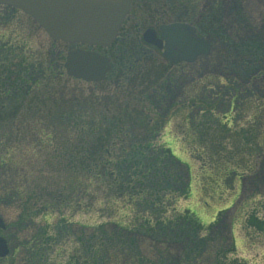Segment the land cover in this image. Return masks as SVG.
<instances>
[{"label":"rangeland","instance_id":"rangeland-1","mask_svg":"<svg viewBox=\"0 0 264 264\" xmlns=\"http://www.w3.org/2000/svg\"><path fill=\"white\" fill-rule=\"evenodd\" d=\"M169 2H172L171 5H173L174 9L171 8ZM149 6L150 13H156V15L160 16L155 17V15H152V20L157 22L160 21L159 23H162L161 19L170 22H176L178 20H182L183 22L188 21L189 23H187L195 27L200 34L210 39L212 44V54L207 58L204 57L202 63H198L197 66H192V63H188L190 65H182L183 75L175 71L178 75L176 76L175 83L166 80L162 91L156 88L149 93L150 99H148V101L146 100L145 104L149 108L152 116H157L158 112L164 110L163 112L165 115L161 114V116L166 118L165 127L157 130V134L152 136V139L144 137V135L147 134L146 130L134 129V131L129 132V135L135 137L134 139L139 140L144 138L145 142L140 144H150L149 153L152 152L150 150L162 149L163 151L165 148L170 147L182 161L187 163V166L182 163L178 165L176 161L167 163V165L174 164L172 167H178L179 171L182 173L179 178L183 180L180 181L176 178L174 176L175 172L173 174L171 173L169 176L173 178L175 182L178 181L182 183V185L178 187L185 188L188 183H191L193 194L189 196L185 191L182 193V190L179 188L178 190L173 189L169 194V198L165 199L164 203L166 206L163 205L160 209V216L173 220L180 215L187 217L189 215L187 211L192 210L191 213H193L194 216H197V218L200 217L205 224H209L218 213L219 220L215 223L216 226L213 231L215 233H224V237L226 238L231 237L236 245V255H227L226 262H228L229 259H235L236 263L238 261L241 264H264V232H259L247 224L248 216L251 214L256 218L264 220V0H152ZM5 9V7L0 6V19H4L9 15V21H7L6 24L7 29L13 33L12 37H16L17 39L18 37L16 34L19 30L25 35V39L28 42V49L19 46L18 51L24 53L25 59L28 60L29 56L39 52V59L42 60L40 64L45 67L48 60V58H46L48 49H50L53 44L51 38L26 14L21 12H16L14 15L5 14ZM174 13L176 14L173 16ZM149 20V18L139 19L141 24L145 26L144 29L150 25ZM190 75H192L195 80L202 82L200 88L204 86L203 83L206 84L208 79L212 78L219 81L216 84L211 81V86L206 85L209 94L214 95L212 100L219 97L221 102L218 104V110H215L214 117L219 123L225 121L226 117H229L228 119L232 123V128L229 132H226L224 137L225 141L223 142L224 146L215 149L219 151L225 149L229 152V155H231V151H234L240 159L245 158L246 163L253 162L256 168V171L253 173H246L243 181L238 180L234 182L238 187L236 189V194L235 192L227 193L226 190H224L222 193L220 191L218 195L210 193L213 195L208 196L207 192L203 189L204 178H202L203 174L200 170L201 163L191 158L188 152L189 149H194L190 146V138L188 137L192 130H189L186 125L188 123L187 121L189 119L192 120L193 117H191V114H187V112H189L190 104L194 100H197L198 104L201 102L199 97L197 98L194 93L190 92L191 98L188 97L186 100H182V92L180 91H182L183 88L181 89L180 85L181 82H186ZM200 75L204 77L202 76V78H200ZM170 79L172 80L171 77ZM45 83L46 82L43 83L44 86ZM63 86V81L60 83H56V81L52 83L49 81V90L53 89L54 92L59 91ZM71 86L73 87L74 84H71ZM85 87L86 92L83 93L90 94L88 88H91L96 94L95 85L88 84L85 85ZM193 89L194 87L192 90ZM234 90L239 92L236 98H234ZM34 91L35 89L32 90L31 95H36ZM24 97L25 96H22L20 100L22 101ZM234 99H240L242 101V107H245V112H243V114H235L233 110L236 109H233L232 113L230 112V108L235 101ZM180 100L185 103L186 106L184 111L181 110L176 117L175 114L177 112L173 111L178 108V102H180ZM124 101H126V99ZM18 103L20 102H17V99H15V101H12L7 107H14L18 105ZM174 104H176L175 108H172L170 112L167 111ZM3 105L4 102L0 104L1 111L4 108L2 107ZM201 106L206 107L207 105ZM208 106H211V104ZM192 111H194V109ZM84 113H82V115H94L97 123H102L104 121L103 118L97 114H89V112L86 114ZM254 114L260 115L258 122L254 121ZM202 115L203 114H198L195 116L192 128L196 129V132L200 131L201 133L202 131V133L208 134L210 132L208 129L211 127L207 124L197 123V120L203 119V117H201ZM231 116L234 118L233 120ZM245 116L246 118H244ZM30 118L32 117H28V122L21 128V136L19 135L16 138V142L12 146L13 151H16L10 154V156L12 155L19 160L20 166L23 169L22 171L19 170L18 173L20 179L26 177L25 173L27 176L35 173L32 179H37V170L43 168V170L49 171L50 166L48 165L53 162V168L57 170V172L54 173V178L57 177L56 179L65 182L68 181L72 173L68 171V163L59 161H66L69 157L68 152L74 153L76 151L77 142L74 138L69 136L67 125L65 128L58 125H55V128H53L52 121H50L48 125L49 129H47L46 119L42 124H39L37 121L33 123L30 121ZM200 125H202L201 129L199 128ZM28 128H32L33 130L35 128V132H38V134H35L36 138H29L26 136V134L29 135L32 133L30 130H27ZM56 128L59 130L58 136L56 134L52 135V141L49 140L50 143L48 146L46 143L47 134L53 132L52 130ZM11 129H13L12 126ZM245 130H247L249 134H245ZM193 132L194 131H192V133ZM216 133L225 134V132ZM211 134L214 133L212 132ZM57 137L59 141H55ZM73 137H78V135L75 134ZM212 138H215V135ZM35 139L37 140L35 141L37 142L36 145L29 143L30 140ZM244 141L249 143L248 147H246L244 143H241ZM125 149V146H123L121 150H119V148H110L114 156L108 155L107 158H105L108 161H116L115 159L125 156L123 155L121 157L119 154V152L122 153ZM249 150H254L256 158L254 154L253 157L248 154ZM258 155H261V159L257 158ZM106 163L114 164L110 162ZM233 163L236 162L233 161ZM20 179H18V181ZM75 181L76 183L78 181L80 185L83 183L85 185L84 175L79 174ZM44 185L45 183L41 184L39 187L32 186L31 188L25 187L21 189L23 193L26 192L27 195L33 197V205L29 203V208L36 209L45 205L44 203L46 202L43 198L47 199L48 193L51 192H43L42 190L46 188V186L43 188ZM113 185L116 189V185ZM100 187L102 186L96 184L94 185V189L88 194H85V192L81 194L80 192L78 196H74L82 200L78 202L79 205H73L76 207L75 209H70L69 207L70 212L67 213L70 217L69 226L73 231L76 232L79 229L93 231V229L98 228L100 224L107 225L106 223L109 221L111 222V220L117 219V221H119L121 219V211L119 213L117 212L116 217H113V213L117 210H124L122 203H117V210L112 209L110 206L115 204L116 200L113 195L114 191H105L104 188L102 189ZM237 194L238 196H236ZM2 200H0V219L3 222L5 230L0 231V235L12 240L9 244V251L11 254H14L15 247L12 238L16 235L24 237L27 235V232L22 234V230L18 231L15 226V220L18 214L15 206H13V204H5ZM34 202L37 204L34 205ZM24 205L27 206V203L24 202ZM101 207L105 210H101ZM49 212L50 211L47 210V212L43 213L44 215L36 219V225L40 227V229L45 230L50 239L45 245L47 250L46 261L49 264H53V262L58 264L63 259L68 258L67 256L74 251L78 242V236L76 237V234H72L68 237H66V235L59 237L58 235L60 234L56 231V235L58 236L56 237L52 230L55 228V222L58 220L59 214L57 217L54 215L49 217V215H46V213L49 214ZM23 230L26 231V227L23 228ZM206 230L207 229H204L200 233L202 238H206L211 234ZM93 233L98 235L97 231ZM189 244H194V240L190 234H186L181 236L180 240L167 245L169 248L174 249V253L172 254L174 258L173 261L178 259L181 253L180 251Z\"/></svg>","mask_w":264,"mask_h":264},{"label":"trees","instance_id":"trees-1","mask_svg":"<svg viewBox=\"0 0 264 264\" xmlns=\"http://www.w3.org/2000/svg\"><path fill=\"white\" fill-rule=\"evenodd\" d=\"M171 3L170 6L174 9ZM5 8V14L14 15L18 12L11 7ZM7 21H9V15L4 19H0V104L3 102L4 104L12 103V101L24 95L20 93L17 87H21V91H23L27 85H33L38 99L33 105V112L25 117L31 116L30 121L33 123L37 121L42 124L46 119V83L45 86L43 83L49 81L59 83V78L64 75L63 58L58 56L60 49L57 43L52 44V58L49 57V54L46 55L48 60L45 67L40 64L42 60L39 59V52L29 56V60L25 59V54L18 51L19 46L22 48L28 46L25 35L18 30L16 34L18 38H13V33L7 29ZM124 31V28L120 31L122 38L118 42L120 52L117 53L116 60L119 66L126 67V72L129 70V64L134 62L136 56L134 54L142 45L135 42L134 47L128 42L127 33ZM178 72L183 75L182 70H178ZM30 75L33 78L32 80L35 81L34 84L26 82V78H24ZM173 75V73H169L168 69L166 70V77L169 76L173 79ZM36 77L37 79L34 80ZM211 81L215 84L219 82L212 78L208 79L206 84L203 83L204 86L199 89L198 93L200 103L207 106L209 104L206 101L212 99V95L209 94L207 89V86H211ZM234 93V98H236L239 92L234 90ZM234 100L230 112L234 111L237 115L243 114L245 107H242V101L240 99ZM15 109L14 106L9 112L11 118H7V123L13 129L17 128L16 125L21 126L24 124L18 120L20 116L13 120ZM197 109L199 110L195 112L194 116L203 114L201 116L203 119L197 120L198 124L207 123L209 118H214L215 125L219 124L214 116L207 114L205 110ZM34 112H36L35 115ZM59 113L49 115V122L52 121V127L55 128V125H58L65 128L67 125L69 136L80 144V147L74 153L68 152L69 157L66 161H59L68 163V171L73 173H71L68 181L54 178V173L57 170L53 168V162L48 165L50 166L49 171H45L43 168L37 170V179H32L35 173L30 174V176L25 173L26 177L20 179L18 173L19 170L22 171L23 169L19 160L12 155H8V153L0 152V200L3 199L2 201L5 204L15 206L18 213L15 226L18 231L22 230V234L27 232V235H23L24 237L16 235L12 238L15 247L14 254L0 259V264H49L46 261L47 250L45 245L50 239L46 231L36 225V219L44 215L43 213L47 210L50 211L49 214L46 213L49 217L51 215L57 217L59 214V218L55 222V228L52 230L56 237L64 235L68 237L72 234L78 236L74 251L67 256L68 258L63 259L58 264H241L238 261L236 263L235 259H229L226 262L227 255H236V245L232 238L224 237V233H215L213 231L214 225L208 228L211 234L206 238H202L200 236L202 225L190 210L187 211L189 213L187 217L180 215L173 220L160 216V209L165 205V199L169 198V194L173 189L178 190L179 188L182 193L185 191L189 194V183L185 188L178 187L182 183L175 182L169 176L175 172L174 176L180 181L183 180L179 178L182 173L177 166L172 167L174 164L167 165L171 161H176L180 165V160L172 155L169 148H165L163 151L162 149L150 150L155 153L156 157L149 156V158H146L145 150L149 152L150 149L148 143V145L135 147L132 158L116 163L108 161L106 159L108 154L105 153L108 148L107 142H110L112 138L114 139L118 129V126L112 120L104 119L102 123H97L94 115H82L73 112ZM253 118L255 122H258L260 115L254 114ZM221 124L225 125L227 122L221 121ZM229 124L227 125L229 126ZM199 128L201 129L202 125ZM54 130L47 135L46 143L48 146L52 141L51 136L58 134L59 130L57 128ZM15 131H12V134ZM33 131H35V128ZM247 132V130L244 131L245 134H249ZM34 133L38 134V132ZM75 134L78 137H73ZM199 134L201 133L199 132ZM4 135L9 138L8 131L4 132ZM35 136L33 135L34 138H36ZM8 141L11 144L12 140ZM35 141L37 140L35 139L32 142L34 145L37 144ZM55 141H59L58 137ZM243 143L246 147L249 146L248 142L244 141ZM82 145L84 146L82 147ZM143 153L145 154L143 155ZM82 156L85 160L82 162L77 161ZM99 156L104 157L105 160H98ZM140 156H143V158L137 159ZM106 162L114 164H107ZM79 174L84 175L85 185L84 183L80 185L78 181L76 183L75 179L78 178ZM18 179L20 180L18 181ZM44 183L43 188L45 186L46 188L42 191H50L52 194L48 193L47 199L43 198L46 202H43L45 205L36 209L29 208V203L33 205V197L27 195L26 192L23 193L21 189L31 188L32 186L39 187ZM96 184L102 186L100 188H104L105 191H114L113 195L116 200L115 204L110 207L116 209L117 203H122L124 210L116 209L117 211L113 213V217H116L117 212L121 211V219L119 221L117 219L111 220V222L106 223L107 225L100 224L93 231L79 229L75 232L69 226L70 217L67 213L70 212L71 208L75 209L76 207L73 205H79L78 202L82 199L74 196H78L80 192L81 194L83 192L88 194ZM113 184L116 185V189ZM24 202L27 203V206L24 205ZM36 204L34 202V205ZM100 209L105 210L103 207ZM247 224L259 232H264V220L256 218L253 214L248 216ZM25 227L26 231L23 230ZM56 231L60 235L57 236ZM94 231H97L98 235L94 234ZM186 234L192 236L194 244H189L183 248L178 259L173 261L174 249L169 248L167 245L180 240V237Z\"/></svg>","mask_w":264,"mask_h":264},{"label":"flooded vegetation","instance_id":"flooded-vegetation-1","mask_svg":"<svg viewBox=\"0 0 264 264\" xmlns=\"http://www.w3.org/2000/svg\"><path fill=\"white\" fill-rule=\"evenodd\" d=\"M151 2L152 0H133L130 13L125 20L124 26L122 27V29L123 28L125 29L124 32L127 33L128 36L127 40L129 43H131L134 47L136 44L135 42H137V44L142 45L136 51L137 53L134 54L136 55L134 58V62L133 64L132 63L129 64L128 71L125 72L126 67L119 66L116 60L117 57L116 55L117 53L120 52L118 47V42L122 38V36L119 33L115 42H113L108 47H102V46L91 47V46H82V45L78 47L76 45H70L66 43H60V44L57 43L60 49L58 56H61L63 60L64 59L66 60V56L69 51L76 50L77 48L85 49L88 51H94L109 58L111 69L107 73L104 80L98 82H90L84 79L75 78L70 76L67 73V71L64 69L65 70L64 75L61 76V78H59V83L63 81L64 86L59 91L54 92V90L51 89V92H49V82H46L47 84H46V92H45V96H46L45 115H46L47 129H49L48 128L49 115L56 113L58 114L59 112L60 113L73 112L78 114H82L84 112H85L84 114H86L87 112H89V114L90 113L97 114L98 116L102 117L103 120L104 119L112 120L114 124L118 126V129L116 135L114 136V139L112 138L110 142H107L108 148H107V152L105 153L114 156L113 153H111L110 148H114V149L119 148V150H121L123 146L126 147V149L122 153L119 152L121 157L123 155L125 156L122 158L115 157L117 158L115 159L116 161H112V162H123L125 159L132 158L133 157L132 153L135 147L144 146L145 143L140 144L142 142H145L144 138L139 140L134 139L135 137L129 135V132L134 131V129L146 130L147 134H145L144 137L145 138L149 137L150 139H152V136H155L157 134V130H160L162 127H165L166 118L164 116H161V114L165 115V113L163 112L164 110L158 112L157 116H152V114L149 111V108L146 106L145 103L146 100L148 101V99H150L149 93L154 91L156 88H158V90L161 91L164 89V84L166 80H168L169 82L173 81L175 83L176 76H178L175 71L182 70V65L186 64L183 62L172 63L164 56V49H160L155 45L148 44L144 40V33L148 28L155 29L158 37H160L161 25L171 23L168 20L163 21V19H161L162 23H159L160 21L157 22L152 20L151 18L152 15H155V17H160V16L156 15V13H150L149 5ZM174 15L175 13L173 14V16ZM143 18L150 19L149 20L150 25L147 26L145 29H144L145 26L142 25L141 22L139 21V19H143ZM196 35L199 37L206 38L203 34H200L197 29H196ZM206 39L210 42V47H211L210 53L205 56L203 55L197 58V60L192 63V66H197L198 63L200 62L202 63L204 61L203 60L204 57L207 58L209 55L212 54L211 41L208 38ZM52 46L50 47V49H48V54L49 57L51 56V58H52ZM167 69L169 73L174 74L172 80L169 78V76L168 77L165 76ZM202 76L203 75H200V78H202ZM24 78H26L25 80L28 83L34 84L35 82L32 80L33 78L31 77V75ZM36 79L37 77L34 78V80ZM186 82H181L180 85L181 89L183 88V90L180 91L182 92V98H183L182 100H186V98L188 97L191 98L190 93H194L198 98V93L202 82L195 80L192 77V75H190L189 79H187ZM71 84H74V86L72 87ZM88 84H93L96 86L95 87L96 94L91 90V88H88V92H90V94L83 93L86 92L85 85ZM198 85H199V89H198ZM193 87L194 89L192 90ZM17 88L19 89L20 93L24 94L22 96L25 97L22 101L20 100L22 96L17 98V102L20 103H18V105H15L16 109L13 116V120H15L17 116H20L18 120L20 122L22 121V123L24 124L21 126L15 124L17 128L11 129L10 124L7 123L8 119L11 118L9 117L10 116L9 112L13 108L7 106L11 102H9L8 104H4L2 106L4 108L2 109V111L0 110V147H1L0 152H5L4 154L8 153V155H10L13 152L12 146L16 142V138L19 135L21 136V129L19 128L20 127L22 128L25 125V123L28 122V118L25 116L33 112V107H34L33 105L35 102H37L38 99V96L31 95L32 90L35 89L33 85H27V87L24 88L23 91H21V87L20 88L17 87ZM138 96H142V97H138ZM125 99L126 101H124ZM206 102L208 104H211V106L202 107L201 105H206V104H201V103L198 104L197 100H194L190 104L189 112H187V114H191V117H193V119L192 120L189 119L190 121L188 120L187 121L188 123L186 125L188 126L189 130L194 131L193 133L191 131L190 135H188V137L190 138V146L194 150L189 149L188 152L191 158L201 163L200 170L203 174L202 178H204L203 189L207 192L208 196L213 195L210 193H214L215 195H218L220 191L222 193V191L224 190H226L227 193L235 192L236 194V189L238 187L236 186V184H234V182L238 180L243 181L246 176L245 174L253 173L254 171H256V168L253 162L246 163L245 158L240 159V157L237 156L236 152L234 151H231V155H229V152L226 151L225 149H223L222 151L215 149L224 146L223 142L225 141L224 137L226 135V132L230 131L232 128L231 127L232 123L229 124V122H231L228 119L229 117L225 118V121L227 122V124H229V126L227 124L225 125L221 124V122L218 125H215L214 118H209L208 122L205 123L209 127H211L210 129H208V131H210L208 134L207 133L202 134V131L201 134H199L200 131L196 132V129L192 128L193 127L192 123L195 118L194 116L195 112L199 110L197 108H200V110H205L207 114L214 116L215 110H218V104L221 103L219 97H217V99L215 100L211 99ZM175 106L176 104H174L167 111L170 112V110L172 108H175ZM185 106L186 104L181 102V100L180 102H178V108L174 109L173 111V112H177L175 114L176 117L177 114L181 112V110L184 111ZM193 109L194 111H192ZM35 114L36 112H34V115ZM231 119L233 120L232 116ZM214 125H215V129H214ZM27 130H30L32 132L29 135L26 134V136H28L29 138L35 135L34 133L35 131H33L32 128H28ZM6 131L9 132V138H7V136L4 135V132ZM12 131L15 132L12 134ZM212 132L214 134H211ZM216 132H225V134H217ZM214 135L215 138H212ZM8 140H12L11 144L9 143ZM32 142L33 140L29 141L30 144H32ZM83 146L84 145H82V147ZM79 147L80 144L77 142L76 149ZM168 148L171 151L172 155L180 160V164L181 163L184 165L187 164L175 154L172 148L170 147ZM15 151L16 150H14V152ZM147 151L145 150V153L147 154L146 158H149V156H152V158L156 157L154 152L149 153ZM145 153H143V155ZM248 154L252 157L254 154L256 158V153L254 152V150H249ZM142 158L143 156H140L137 159H142ZM257 158L261 159V155H258ZM78 160L82 162L85 160V158L82 156L79 159H77V161ZM98 160H105V159L104 157L99 156ZM233 161H235L236 163H233ZM257 169H258V165H257ZM191 194H193L192 185L191 183H189V196H191ZM236 196H238V194ZM218 216L219 215L217 213L214 220L209 224H205L200 217L198 218L197 216L195 217L197 218V221L201 223L202 225L201 229L202 230L207 229L206 231H209L208 228L211 225L212 226L214 225V227L216 226L215 223L219 220ZM4 230H5L4 226L3 227L0 226V231H4ZM4 238L7 240L8 246H10L9 244L11 240L7 237ZM10 254L11 253H9V255Z\"/></svg>","mask_w":264,"mask_h":264},{"label":"water","instance_id":"water-1","mask_svg":"<svg viewBox=\"0 0 264 264\" xmlns=\"http://www.w3.org/2000/svg\"><path fill=\"white\" fill-rule=\"evenodd\" d=\"M133 0H0V5L15 7L33 18L53 41L91 47L110 46L128 15ZM161 36L153 28L144 40L164 49L172 63H193L210 53V42L196 35L195 27L175 22L160 27ZM65 68L75 78L90 82L105 79L111 69L109 58L85 49L68 52ZM0 226L3 222L0 219ZM7 240L0 236V258L9 254Z\"/></svg>","mask_w":264,"mask_h":264}]
</instances>
